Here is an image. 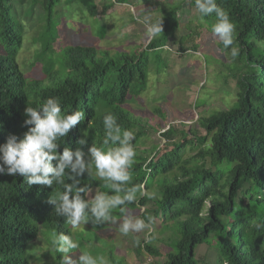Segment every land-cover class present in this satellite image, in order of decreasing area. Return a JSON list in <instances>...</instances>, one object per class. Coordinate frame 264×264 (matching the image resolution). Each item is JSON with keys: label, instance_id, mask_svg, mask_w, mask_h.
<instances>
[{"label": "trees", "instance_id": "obj_1", "mask_svg": "<svg viewBox=\"0 0 264 264\" xmlns=\"http://www.w3.org/2000/svg\"><path fill=\"white\" fill-rule=\"evenodd\" d=\"M61 1L0 0V144L10 134L22 137L31 127L24 125L27 106L39 107L53 97L59 99L62 113L79 110L84 114L68 136L58 139L59 150L82 147L87 157L89 146H103V117L112 113L122 129L134 133L131 143L136 155L128 186L143 184L146 192L155 193L152 199L137 193L136 201L125 207L129 212L145 209L143 218L151 215L147 222H162V229L172 222L177 224L179 238L169 243L171 253L163 264H197L196 248L210 240L222 264H264V0H216L235 26L233 45L225 49L217 40V47L231 62L228 69L236 73V101L225 111L200 118L198 127L203 135L191 128L178 132L169 125L161 134L165 143L149 150L141 148L145 125L127 103L146 91L150 66L157 65V73L165 67L161 54L179 29L177 13L184 3L197 10L195 0H169L163 11V32L141 53L131 54H110L91 45H72L56 52L61 24L54 22V9ZM120 1L127 0L116 2ZM15 3L28 5L27 14L32 15L38 7L43 13L41 32L34 39L41 48L31 67L42 64L51 80L49 86L28 80L20 69L17 57L23 48L25 22L14 12ZM67 4L77 5L82 17L98 21L96 0H68ZM112 7L113 3L104 5L101 13L106 16ZM198 15L199 26H205L212 39L216 38L211 30L215 13L201 16L198 11ZM188 37L192 41V34ZM186 41L181 38L180 44ZM231 47L239 49L235 58ZM157 116L165 117L161 109ZM178 133L180 140L173 142ZM81 138L87 145L77 142ZM188 143L196 146L190 148ZM94 172L93 168L92 175L85 174L80 180L81 186L91 190L86 198L94 191L111 194ZM64 179L70 183L67 176ZM63 190L58 184L29 186L19 175H0V264H29V245L43 229L72 235L66 218L57 215L49 203L50 197ZM149 203L152 205L147 209ZM112 215L116 221L123 216L119 208ZM134 243L140 258L145 254L162 256L150 243ZM111 262L114 264L112 257Z\"/></svg>", "mask_w": 264, "mask_h": 264}, {"label": "rangeland", "instance_id": "obj_2", "mask_svg": "<svg viewBox=\"0 0 264 264\" xmlns=\"http://www.w3.org/2000/svg\"><path fill=\"white\" fill-rule=\"evenodd\" d=\"M67 1L62 0L54 9V18H56L54 22L56 25L61 24V31L58 29L56 34L59 42L54 45L55 51L58 52L59 49L72 45H91L110 54L141 53L145 50L151 39L145 35L146 28L141 22L143 17L149 16L152 22L162 20L163 11L171 2L169 0H127L124 3L116 2L117 0H96L100 15L95 22L86 16L82 17L78 6L68 5ZM110 3H113V7L104 16L101 13L103 6ZM14 7V12L20 20L23 19L25 22L23 48L17 57L20 69L25 72L28 80L43 81L46 86H49L51 80L43 72L42 64L37 63L31 67L35 54L41 48L34 39L37 38V33L41 32L40 20L43 13L39 7L34 9L32 15L27 14L28 5L15 3ZM177 20L179 29L161 54L165 67L157 73V65L150 66L151 73L146 91L140 93L137 99H131L127 103L135 116L145 125L142 149L149 150L153 145L165 143L161 134L169 128V125L175 126L178 132L191 128L193 131L197 129L199 135H203L204 131L198 127L200 118L208 117L217 111H225L236 101V73L228 69L231 63L228 57L220 54L217 47L218 39H212L206 27L199 26L202 23L198 11L190 8L188 3H184L181 11L177 13ZM103 34L105 36L101 37ZM191 34L192 41L188 37ZM181 38L183 40L187 38L188 41L180 44ZM192 46L195 48L192 49ZM201 105L203 106L196 108ZM160 109L165 116L163 120L158 119L157 116ZM180 137L178 133L173 137V142H178ZM187 146L191 144L188 143ZM194 146L196 144H192L190 148ZM190 151L192 150L188 151L189 155L192 154ZM96 192L98 191H94L91 195ZM151 205L149 203L147 209H150ZM142 212L143 209L138 208L130 213L143 219ZM151 217L148 215V219H144L146 223ZM121 221L122 219L99 226L85 224L79 228L69 225L71 236L80 245L79 249L73 250L69 255L73 259H78L81 252L86 251L94 257L103 256L108 264H112L111 257L114 264H163L167 254L171 253L172 248L169 243L172 245L179 238V235L176 238L178 234L176 222H172L170 227H164V229L161 228L162 222H149L150 228L125 236L119 232ZM149 232L155 239H152L150 244L155 246L162 255L159 258L147 254L140 258L135 254L134 241L145 242V236ZM52 233L43 229L40 237L29 245L26 256L29 264H61V254L57 253L51 245ZM195 259L197 264H222L212 240L196 248Z\"/></svg>", "mask_w": 264, "mask_h": 264}, {"label": "clouds", "instance_id": "obj_3", "mask_svg": "<svg viewBox=\"0 0 264 264\" xmlns=\"http://www.w3.org/2000/svg\"><path fill=\"white\" fill-rule=\"evenodd\" d=\"M195 7L201 16L215 13L216 20L211 29L213 35L225 49L232 46L235 26L230 21L229 14L217 5L216 0H195ZM141 22L145 25V35L148 39L156 38L163 32L162 20L152 22L151 18L145 15ZM238 53V48L231 47L233 58ZM24 114V125L31 127H28L22 137L10 134L6 142L0 144V175H19L26 179L29 186L62 185L64 190L50 197L49 203L55 206V213L64 216L73 228H79L89 222L97 226L107 222L115 223L116 219L112 213L117 208L123 214L119 224V232L122 235L140 233L150 228L144 218H137L125 207L136 201L137 193L149 199L154 198L155 193L146 192L143 184L128 186L132 180L129 170L136 155L131 143L134 133L122 129L115 115L108 113L103 117L106 130L103 146H89L86 157L82 147H64L61 151L57 143L59 138L68 136L81 122L83 112L74 110L62 113L59 99L49 97L39 107L27 106ZM77 142L81 146L87 145L83 138ZM93 168L95 176L105 182L111 194L100 191L91 195V198H86L91 190L81 186L80 180L85 174L92 175ZM65 176L70 183H65ZM256 227L261 225L257 224ZM152 239L151 233H147L145 242L151 243ZM50 240L55 251L61 254V264H108L103 256L94 257L86 251L81 252L78 259H73L69 253L79 249L80 245L69 234L54 232Z\"/></svg>", "mask_w": 264, "mask_h": 264}]
</instances>
